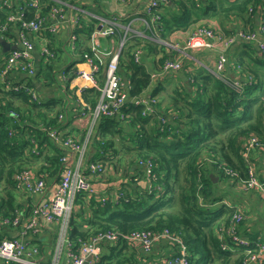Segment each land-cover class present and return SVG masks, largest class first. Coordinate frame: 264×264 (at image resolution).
<instances>
[{
    "label": "trees",
    "instance_id": "obj_1",
    "mask_svg": "<svg viewBox=\"0 0 264 264\" xmlns=\"http://www.w3.org/2000/svg\"><path fill=\"white\" fill-rule=\"evenodd\" d=\"M70 1L74 5L80 3V0ZM169 1L160 6V35H165L166 30H185L190 23L205 17L207 11L223 18L238 17L245 23L252 21V16L258 12L264 17V0ZM41 2L42 13L51 4H56L53 0ZM34 14V8L28 7L25 16L31 19ZM6 15L5 11L0 10V20ZM149 19L148 16L150 22ZM118 32L121 34V30L118 29ZM139 44L140 40L130 43L118 56L120 69L130 72L127 73L130 86L127 93L130 97L141 95L152 81L145 66L134 61L133 50ZM144 45L154 50L159 44L147 40ZM48 46L51 48L49 43ZM245 49L234 59L233 67H228L223 77L203 66L189 71L187 68L179 70V78L172 82L170 90L166 92L167 106L159 107L157 103L158 92L163 89L162 85H157L151 93L156 100L151 104L152 112L146 111L143 104L135 105L128 101L121 114L101 116L96 120L100 132L96 133L97 138L92 139L93 159L116 167L113 156L118 155L116 145L120 141L125 153L137 154L136 160L140 162H151V187L145 190L136 186L133 176L121 186L119 191L122 194L117 202L111 198L104 202L91 198L90 203L86 204L83 200L86 195L78 194L76 202L81 204V208L74 215L71 213L69 220L73 249L100 231L131 233L167 229L187 246L189 264L243 263V252L222 249V242L228 243L229 237L226 236L223 241L217 235L220 224L229 222L233 208L220 202L225 194L221 193L213 175H222L220 166H225L245 177L247 162L241 153L243 141L257 136L264 145V51L257 50L252 42L245 43ZM92 53L90 47H85L82 55L91 56ZM4 55L0 52V71L4 67ZM166 56L163 55L162 59ZM50 64L40 67L37 75L50 68ZM236 65L241 67L240 73H237ZM101 66L100 71L103 64ZM245 74L252 78L251 82L247 81L248 77L245 79ZM237 77L243 82L241 91L231 85ZM31 82L32 79L28 77L27 84L33 87ZM84 91L83 98L93 109L99 90L94 87ZM35 94L34 99L23 87L6 90L4 83L0 82V180L5 185L0 193V212L5 217L13 215L20 206L13 191L14 174L36 163V173L45 179L48 176L51 181L59 178L64 165L61 162L62 146L53 141L38 124L40 121L43 125L58 129L64 122L58 117L65 107L61 100L40 101L36 90ZM128 137L132 146L124 143ZM120 160L127 163L126 158ZM210 165L211 168H208ZM135 169L139 179L146 176L142 168H132ZM85 174L89 178L91 172ZM221 177L224 179L226 175ZM81 212L86 218V228L79 227L77 218ZM58 229L57 224L48 243L51 251L57 243ZM127 245L125 240H120L96 264H123L129 261L130 257L125 252ZM37 248L39 254L43 255Z\"/></svg>",
    "mask_w": 264,
    "mask_h": 264
},
{
    "label": "built area",
    "instance_id": "obj_2",
    "mask_svg": "<svg viewBox=\"0 0 264 264\" xmlns=\"http://www.w3.org/2000/svg\"><path fill=\"white\" fill-rule=\"evenodd\" d=\"M12 0H0V10L7 13L3 20H0V36L5 38L8 34L12 24L17 25L18 36L21 42L19 47L10 49L4 55V67L0 71V82L4 83L7 90H14L20 87L27 89L33 98H36L35 89L28 86L27 80L18 84H11L6 76L11 71H20L31 76L35 73V57L33 50L35 49V41L29 35L33 32L43 39L40 46V53L43 62H50L55 58V51L48 46L47 38L42 35L44 32H52L57 30V27L62 22L73 24L69 31V45L70 49L75 48V42L78 37L77 28L79 22V15L86 13L81 7V4L74 5L70 0H53L56 4H51L46 9V14L42 13L43 3L41 0H22L20 3H12ZM168 0H148L145 6V14L150 17V25L152 22L159 21L160 6L165 4ZM39 3L41 7L39 8ZM28 7H33L35 10L34 17L29 19L25 16ZM67 8H72L76 11V15H68ZM45 14V15H44ZM87 14V13H86ZM51 19L46 22V19ZM121 29L115 22H112L106 28L95 30L90 35V48L92 55H83V59L90 65L89 70H80L78 74L86 81L96 86L101 91V98L91 111L92 122H96L101 116H115L122 113V108L125 103L145 105L146 111L152 112L151 104L156 100L154 97L137 95L128 97L127 91L123 87L122 77L119 74L118 68V52L114 53L105 67V78L101 86L97 84V75L100 71V55L101 50L98 48L96 37L99 35L105 37H112L117 35L118 29L121 30L119 35L118 45L120 48L124 47L128 39V25H121ZM262 37V38H261ZM255 41L260 46L258 48L261 52L264 51V17L260 20V25L257 31H243L239 30L236 33H230L224 36L222 32L207 28L206 26L199 25L191 31L187 36L184 44L180 47L186 50L191 49H207L219 46L221 51H218L215 60V71L211 72L221 76L227 62L226 49L228 46L236 41ZM174 48V47H173ZM178 49V48H174ZM141 49H136L133 53L134 61H139ZM97 61V63H96ZM183 68L181 58L174 57L165 59L163 62V70L165 72L179 71ZM239 69V65H236ZM248 77L245 74V79ZM252 78L248 77L247 81L251 82ZM231 85L234 89L241 91L243 82L232 81ZM13 115H16L12 113ZM163 121V120H162ZM53 141H60L62 146L66 148V152L61 155V162L64 164L61 174L57 183L53 188V192L47 197L40 199L35 205L26 211L23 209H15L14 214L11 216H2L0 218V225H9L16 227L19 230L18 237H0V259L6 263L17 264H42L39 260L42 255L39 254L37 246L33 243L34 236L42 230V224L55 222L58 224V238L56 244V253L61 254L62 247L70 245L67 236L69 228V220L74 207V199L78 194H90L92 192V185L87 179L84 169H88L92 173H99L103 171V164L100 162L86 163L85 153L89 142V136L83 140H78L72 136H66L64 139L60 137L58 130L52 127L41 128ZM61 146V145H60ZM242 156L247 162V175L246 177H238L245 187H251L259 192L264 197V180L256 177L252 162L250 161V153L252 149H264V145L258 141L256 136L246 138L242 143ZM69 151L75 154L71 157ZM146 164V175H151V162L145 160L140 162ZM87 166H84L86 165ZM226 168L227 173L230 175L237 174L236 171L229 167ZM234 171V172H233ZM15 180V188L23 189L32 194H43L47 188L46 179L38 175L31 168H24L13 175ZM242 179V180H241ZM233 213L229 217V222L221 223L218 228L217 235L221 240H225L226 236L229 237L233 246L241 248L245 255L242 264H264V241L258 237H249L241 234L238 231V224L245 216L244 211L240 207H232ZM162 239L170 241L177 246L174 253L165 256L152 264H189L187 246L181 242L179 237L167 229L160 231H135L131 233H121L115 230L100 231L91 236L88 240L80 243L77 249L73 246H68L65 254L67 256V264H93L88 258H97L100 254V244L103 242H118L120 240L126 241L128 245H139L145 251H150L155 242ZM222 249H229L226 242H222ZM47 264V263H46Z\"/></svg>",
    "mask_w": 264,
    "mask_h": 264
},
{
    "label": "crops",
    "instance_id": "obj_3",
    "mask_svg": "<svg viewBox=\"0 0 264 264\" xmlns=\"http://www.w3.org/2000/svg\"><path fill=\"white\" fill-rule=\"evenodd\" d=\"M147 1L148 0H80L81 7L87 14H78L79 29L77 30L78 37L75 42V48L70 49L68 41L69 31L73 24H67V22L64 21L58 25L57 30L52 32H44L42 35L47 38L48 43L51 45V48L55 50V58L50 61V68L45 69L43 73L37 75V71L40 69V67L46 66L49 62H43L42 55L40 53V46L43 43V38L33 32H29L30 37L35 41V49L33 50V55L35 57L34 61L36 66V75L33 74L31 76H28L26 73L20 71H11L6 76V79L11 84H18L22 81L27 80L28 77L32 79L31 83L35 90L38 92L40 101L45 99L46 101H49L51 99L61 100L62 105H64L65 109L62 113H60L58 119L63 120L64 122L58 129H56L58 130V133L60 137H62V139L69 135L81 141L86 136L90 137L91 135L89 134V131H92L91 134H94V136L90 137V143L85 153V159L88 160V163L100 162L94 160L92 157L94 154V148L91 143V140L94 137L97 138L98 134L96 133L98 131L100 132L99 123L98 121L92 122L91 105H89V102L83 98L85 89L97 87L92 85V83H90L89 81L84 80L78 74L80 70L90 69L89 63L83 59L84 54L82 55L84 48L90 47V35L95 30L108 27L112 22H115V24L118 25V28L120 29L122 27L121 25H128L129 29L127 35L129 37L128 41H126L125 47L130 43H136L137 40H140V44L138 45V47H136V49L140 47L142 51L138 63H141L143 66H145L152 79L150 86L143 92V95L151 96V93H153L157 85H162V90H170L172 82L179 78L178 71L165 72L163 70L164 59L174 58V55L170 54L173 53L174 49H171L168 46L167 42L174 41L175 43H179L181 45L182 40L187 38L194 27L196 25H199L200 21H202L203 18L207 17L209 14H212V16L216 15V13L207 11V15L205 17L200 18L201 20L198 19V21L195 23H190L189 27H187L185 30L180 29L169 32L165 35H160V32L158 30V26H160L159 21L152 22L151 25L148 21H145V6L147 4ZM11 2L17 4L22 2V0H12ZM166 3H170V1L168 0ZM66 10L68 15L77 14L76 11L72 8H67ZM217 16L224 20L223 26L221 27V32L224 36H227L230 33H236L239 30L257 31L260 25L262 13H255L252 16V21H250L249 23L243 22L238 17L223 18L220 15ZM192 18L194 19L195 17L192 16ZM50 20L51 19L48 18L46 19V22ZM17 27V25L12 24L5 38L0 36V52L2 54H5L10 49L19 47L21 45ZM119 35L120 34L117 32V35L112 37H105L102 35L96 37L98 48L102 53L100 57H104L103 60L99 58L101 65L103 64V69L98 73V86L100 82L101 84H103L104 82V72L107 60L113 53L118 52L117 48L118 41L120 39ZM1 40L5 41V43H8L9 45V48L6 51H3L6 47L5 45H2ZM145 40H154L159 45L156 46V48L152 50V52H148L146 50H143L142 48V46L144 47ZM247 42L248 41L240 40L228 46V48L226 49L227 62L224 67V72L228 69V65L229 67H233L235 58L244 53V51L246 50L245 43ZM252 43H254L257 50H259L257 44L255 42ZM116 46L117 48H115ZM218 51H221L219 46L207 49L187 50L184 52L178 51L180 53L179 58H181L183 63L182 69L187 68V70L189 71L196 69L197 66L212 67L210 65L215 64ZM104 54L106 55L104 56ZM163 55L167 56L162 59L161 64V58L163 57ZM120 70L121 69L119 66V74L122 77L123 87L128 92L130 86L129 80L127 78V73L130 74V72H128V69L125 71ZM167 81L169 82V84L167 83ZM233 81H239L240 83L242 82L240 77L235 78ZM128 97L130 96L128 95ZM41 125H43V123H39L38 127H41ZM57 143L62 146L60 141H57ZM116 146L118 155L113 156V162H115L117 158L121 157L126 158L127 163L120 165L116 162L117 166L113 167L112 164H107L108 162H102L104 167L102 172L105 171V166L108 167V172L105 178L100 177L101 174L99 173L91 172L89 178L87 179L92 185V192L90 194H84L86 196L85 198H83V200L86 202V204L90 203L89 199L91 198H95L96 201L100 200L103 202L105 201V199L111 198L112 200L117 202L120 198V195L122 194L121 191H119L121 186L127 184L133 176H135L137 184L136 186H139L145 190L150 187L149 179L146 176H144L143 179H139L137 177L136 169L132 170L135 165H131L130 163H128V153L124 152L122 146L119 143ZM65 152L66 148L62 146V153ZM69 154L71 157L75 156V154L71 151H69ZM249 157L250 161L254 163L255 169L257 166V175L259 177L261 176V178L263 177L264 179V149H253ZM87 164L84 166H87ZM262 169L263 172H260ZM87 171H89L87 168L84 169V173H86ZM57 180V178H54L50 181V179L48 180L47 176V188L45 189L43 194L39 195L26 192L23 189H16L14 186L13 191L15 193V200L18 204L20 203V206L17 209L24 208L26 211H28L32 207V205H35L40 201V199L47 197L53 192V188L57 183ZM4 187V182L0 180V193L4 190ZM220 188L221 190H226L224 187ZM235 190H239L240 192H242V190L238 188L237 183H235ZM234 192L236 193V191ZM255 192L257 193L256 197L264 203V197L259 194L258 191ZM223 194H226L225 197L230 199V202H228V204H233V206L235 207L243 206V204H238L239 198H237V196H228L226 192ZM76 197L74 199V207L72 211L73 215L81 208V204L76 202ZM243 201L247 202V199H242L241 203ZM261 211L264 212V206L262 207ZM245 213V217H243V219L238 224V231L241 234H245L248 236H260L261 239L264 240V225L261 224V222L264 223V221L262 219L260 221L258 220V224H256L254 213L253 211H250V208H247V211L245 210ZM87 214L88 212L85 213V215ZM83 215L84 212H81L77 218L80 223V228H86V218ZM1 217L2 214L0 212V218ZM56 226L57 223L55 222H45L44 224H42V230L37 235H35L36 237L34 236L33 241L35 243H33H37V246L43 253L42 257L44 261H46V263L52 261L56 249L55 246L54 250L51 251L48 247V243L52 238L51 235L56 230ZM69 230L70 226L67 231L70 245H65L64 252L61 254L60 259L56 264H67V256L65 252L68 246L74 247V244L70 241ZM4 236L18 237L19 230L16 227H12L9 225H0V237ZM118 243L119 241L108 242V244H106V242H103L102 244H100L99 256L97 258H88L86 262L88 263L91 260L93 264L98 263L102 255L108 253L109 248H111V246H117ZM227 245L228 247H231L228 250L242 252L241 248L233 246L229 239ZM127 246L128 247L125 252L130 257V260L123 264H152L154 261H157L165 256L174 253L177 249V246L175 244L164 239L155 242L150 251H145L139 245ZM3 264L6 263L3 262Z\"/></svg>",
    "mask_w": 264,
    "mask_h": 264
},
{
    "label": "rangeland",
    "instance_id": "obj_4",
    "mask_svg": "<svg viewBox=\"0 0 264 264\" xmlns=\"http://www.w3.org/2000/svg\"><path fill=\"white\" fill-rule=\"evenodd\" d=\"M223 22H224V20L223 19H221V18H219L217 15H213L212 16V14H209L207 17H205V18H203L202 19V21H200V23H199V27L200 26H206L207 28H211V29H213V30H216V31H222V26H223ZM197 24V23H196ZM195 24V25H196ZM194 25V26H195ZM198 25H196L195 27H194V29L197 27ZM169 32L166 30L165 32H164V34H168ZM191 33V32H190ZM129 37V36H128ZM148 37V36H147ZM127 41H128V39H127ZM147 41V40H146ZM145 41V42H146ZM149 41V40H148ZM150 41H152V40H150ZM154 41V40H153ZM152 41V42H153ZM184 41H186V39H183L182 40V42H181V44H184ZM155 42V41H154ZM169 42V43H168ZM167 42V44H168V46L171 48V49H174V48H178L177 50L176 49H174V51H173V53H170L171 55H174V57L176 56V57H179V52H184V51H187L185 48H181L180 47V44L179 43H175L174 41H168ZM148 43V42H147ZM150 44V43H149ZM258 46H260V45H258ZM136 47H138V46H136ZM136 47L134 48V50H136ZM155 47V46H154ZM174 47V48H173ZM115 48H117V46L115 47ZM125 47H122V48H120L119 47V45H118V48L117 49H120V51H122L123 49H124ZM142 48H143V50H146V51H148V52H152V50H149V49H147L146 48V45H144V47L142 46ZM156 48V47H155ZM137 49H141L140 47L139 48H137ZM133 50V51H134ZM191 50H196V49H191ZM179 51V52H178ZM142 52V51H141ZM134 53V52H133ZM114 54V53H113ZM112 54V55H113ZM106 54H104V56H105ZM112 55H111V57H112ZM140 55H141V53H140ZM140 55H139V58H140ZM111 57L107 60V62L106 63H108L109 62V60L111 59ZM102 60H103V58L104 57H100ZM165 60V59H164ZM139 62V61H138ZM161 64H162V58H161ZM107 65V64H106ZM105 65V66H106ZM210 66H212V67H209V66H204L205 67V69H208V70H210L211 72H213V71H215L216 69H215V65H210ZM228 67H229V65H228ZM118 68H119V66H118ZM221 76L223 77L224 76V71L222 72V74H221ZM167 83L169 84V82L167 81ZM171 85V84H170ZM167 91H169V90H161V91H159L158 92V99H157V103H158V105H159V107H163V106H167V102H168V99H167V96H166V92ZM171 93V91L170 92H168V95ZM100 98H101V91H99V94H98V96H97V103L99 102V100H100ZM89 105H90V103H89ZM39 121V120H38ZM39 123H42V122H40L39 121ZM42 126H44V127H47V126H45V125H41V127L40 128H42ZM92 133V131L90 130L89 131V134L91 135V137H93V135L94 134H91ZM257 137V136H256ZM129 138L130 137H128V138H125L124 139V143H126L127 145H129V146H132V143H131V141L129 140ZM89 139V142H88V145H89V143H90V137L88 138ZM257 139H258V141L259 142H261L260 141V139L257 137ZM120 141H117V144L119 143ZM91 143H92V140H91ZM262 143V142H261ZM88 145H87V147H88ZM257 149H259V148H257ZM128 156L130 157V163H134V165H135V167L136 168H142L143 169V171H144V174L145 173H147V169L149 168L146 164H142V163H140V160L138 161V160H136V157H137V154H136V156L135 155H133V154H131V153H128ZM121 157L120 158H117L116 159V162L118 163V164H120V165H123V164H125V163H123L121 160ZM258 161V160H257ZM257 161H256V163H257ZM86 163H88V160H86ZM105 166V165H104ZM38 166H37V164L36 163H34V164H32L29 168H31V169H34L35 170V168H37ZM208 167V166H207ZM252 167H253V171H254V173H255V175H256V177H258V179H263V177L261 178V176L259 177L257 174V166H256V169H255V165H254V163H252ZM208 168H211V165H210V167H208ZM108 167H106L105 166V171L104 172H102L101 173V175H100V177H106V174H107V172H108ZM227 169L226 168H224L223 170H221V172H222V175H226V177L224 178V179H222V175L220 174V173H215L213 176H214V181H217L218 182V184H217V186L218 187H224L226 190L224 191V190H221V193H227L228 194V196L229 195H233V196H237V198H239V200H238V204H243V206H241L240 208L244 211V214H246L245 213V210L247 211V208H250V211H253V213H254V217H255V223L256 224H258L257 222H258V220L260 221L261 219L264 221V212H262L261 210H262V207L264 206V203L262 202V201H260L257 197H256V188L255 189H253V188H251V187H245L243 184H242V182L238 179V177L240 178L241 176H239L238 174H234V175H230V174H228L227 173V171H226ZM36 171V170H35ZM234 172V171H233ZM260 172H263V169L260 171ZM47 173V172H46ZM237 173V172H236ZM246 175H247V170H246ZM261 175V174H260ZM147 176V175H146ZM246 177V176H245ZM147 178L149 179V181H151V175L148 177L147 176ZM90 180H91V178H90ZM242 180V179H241ZM264 180V179H263ZM235 183H237V186H238V188L239 189H241L242 190V192H240L239 190H235ZM151 185V184H150ZM234 191H236V193L234 192ZM259 193V192H258ZM226 195V194H225ZM259 195V194H258ZM257 195V196H258ZM242 199H247V202L246 201H243L242 203H241V201H242ZM220 202H226V203H228V202H230V199L229 198H226V197H224V199H223V201H220ZM231 205H233V204H231ZM239 205V206H240ZM245 217V216H244ZM261 224L262 225H264V223H262L261 222ZM248 236V235H247ZM249 237H258V238H260L261 239V237L260 236H249ZM262 240V239H261ZM262 241H264V240H262ZM64 248L65 247H62V251H61V254L64 252ZM61 254L60 255H58L57 253H56V251L54 252V255H53V258H52V261L51 262H49V263H47V264H56V263H58V261H59V259H60V256H61ZM42 264H46V261H44V259H43V257H40V260H39ZM0 264H3V262L0 260ZM15 264V263H14Z\"/></svg>",
    "mask_w": 264,
    "mask_h": 264
},
{
    "label": "clouds",
    "instance_id": "obj_5",
    "mask_svg": "<svg viewBox=\"0 0 264 264\" xmlns=\"http://www.w3.org/2000/svg\"><path fill=\"white\" fill-rule=\"evenodd\" d=\"M147 16H148V15H146V19H147ZM262 16H263V15H262ZM261 19H262V17H261ZM261 19H260V20H261ZM261 38H262V37H261ZM248 42H255V41H248ZM125 45H126V44H125ZM124 47H125V46H124ZM258 49H259V48H258ZM259 50H260V49H259ZM119 53H120V51L118 52V56H119ZM42 59H43V58H42ZM106 64H107V63H106ZM105 67H106V66H105ZM239 67H240V66H239ZM240 68H241V67H240ZM240 68H239V69L236 68L237 73H240ZM34 75H36V70H35ZM6 90H7V89H6ZM98 90H99V89H98ZM142 94H143V93H142ZM142 94H141V95H142ZM91 111H92V110H91ZM150 187H151V185H150ZM150 187H149V188H150ZM226 204H227V205L229 206V208H231V209H232V207H235V206H233V205H231V204H228V203H226ZM244 235H245V234H244ZM241 251H242V250H241Z\"/></svg>",
    "mask_w": 264,
    "mask_h": 264
},
{
    "label": "water",
    "instance_id": "obj_6",
    "mask_svg": "<svg viewBox=\"0 0 264 264\" xmlns=\"http://www.w3.org/2000/svg\"><path fill=\"white\" fill-rule=\"evenodd\" d=\"M2 38V37H1ZM3 39V38H2ZM1 42H2V45H5V50H3V51H6L8 48H9V45H8V43H5V41H3V40H1Z\"/></svg>",
    "mask_w": 264,
    "mask_h": 264
}]
</instances>
